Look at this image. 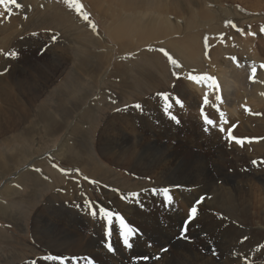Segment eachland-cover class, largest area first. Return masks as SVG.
<instances>
[{
  "label": "rangeland",
  "instance_id": "374dc122",
  "mask_svg": "<svg viewBox=\"0 0 264 264\" xmlns=\"http://www.w3.org/2000/svg\"><path fill=\"white\" fill-rule=\"evenodd\" d=\"M18 2L24 7L15 9L12 6L13 10L10 14L0 17V50L9 51L6 48H10L9 44L13 43L29 45L26 48L33 50L32 53L35 54V61L32 62L34 63V69L31 63H26L25 61L19 66L10 67L8 57L0 54V72H3L5 68L10 69L0 75V96L4 92L7 94L9 92L10 95L8 94V97L17 96L19 98L18 96L33 95L44 97L46 101H49L54 94L58 93L55 88H61V91H64L65 98L58 100L59 103H65L66 105L75 104L79 108L66 109V112L61 113V115H37L26 113V109L22 110L21 113H16L15 109L4 107L2 102H0V117H2L0 119V163H2L0 164V264H33V262L35 264H88L90 258L85 251V244L89 239L88 232L85 231V202L88 199V203L93 201L94 204L101 208L104 198L99 193L100 178L89 177L88 174H85L84 171L76 168L71 163L75 159L74 152L77 149L84 152L90 148L95 153L100 142L101 147L104 148L103 141H101L103 137L101 130L106 124L111 122L115 125L136 123L130 117L133 109L137 110L136 107H133L136 104L142 106L140 109L151 110L163 107L164 109L168 108L175 111H192L191 113L195 116L193 117L194 119L176 118L179 123L175 120L172 121L173 124L170 125L168 138L164 137L163 140L166 144L172 141L181 142L184 140L191 142L194 138V133L197 134V139L202 137L198 133L197 126L200 124L203 128H207L205 125H209L204 121V116L201 114L202 109L203 113H205L204 115L207 114L208 119L214 122L213 126L220 122L221 116L219 118V115L221 114L218 112L221 111L220 113H223L225 112L224 109L236 107L245 111H261L264 106L254 107L247 99L255 94L264 97V95H261V93H264V68L260 67L261 64H264V49H262L264 48V31H261L264 28V2L258 3L257 0H232L220 4L207 2L201 4L204 17L195 13L190 19L188 17L178 18L181 26H185L188 23L201 22L200 27L191 31L199 30L202 37H207L208 47H205V39L202 38L201 47L194 51L195 55L191 54L193 56H190L187 51L176 49L169 45H162L156 41L141 42L138 45L131 43V46L119 48L117 43L109 36L108 27L111 22L120 18L139 22L148 16H152L156 21L165 20L164 15L143 8L137 9L132 13L126 9H117L116 12V9L104 3L100 6L97 5L96 10L92 7V3L89 0H78L82 4L84 12L89 15V20L86 21L83 19L82 14H78L74 9L69 8L64 3V0H18ZM4 12V8L0 6V13ZM169 17L172 18V16ZM200 20H204L205 23ZM228 21H231L235 27L228 24ZM92 24L95 25V28L91 26ZM33 33L36 35H33ZM53 35L57 37L55 41L51 39ZM169 36L171 34H168L165 39ZM242 43L243 45H241ZM249 45L253 46V48ZM239 46L240 48H238ZM45 47L46 50L42 51ZM169 47L171 49L168 50ZM161 48L165 49L178 61L181 65L180 69L175 68L168 61L167 57L159 51ZM174 50L183 52H177V55H174ZM252 53L253 56L251 55ZM237 54L239 56H235ZM231 56L240 57L236 60L241 62L247 61L249 66H251H248L250 71L247 72L252 73V69L255 68L254 79L250 81L249 78L243 77L242 82L237 83L232 82L228 77V79L225 76L223 78L222 74L225 75V73H222V71L225 72L224 69L230 64L228 59ZM243 56H246V58H243ZM249 56L251 60H249ZM211 63H215L218 68L216 67L212 70L213 72L207 73V66ZM94 65L96 67L98 65V69ZM196 66L203 68L202 75L206 74L215 79L221 76V79H216L218 80V88L216 89L212 86L211 80H200L198 83L197 81L188 80L189 82L186 81L180 88L181 91L173 90V82L178 79L173 73H178L179 78L184 74L187 75V73L192 75L191 72L197 68ZM25 69L29 70V72H34V74L23 75L22 73ZM117 69L118 72L123 74L117 75ZM218 73L222 74L218 75ZM11 74H17V76L12 77ZM59 75H61V78L58 80ZM114 75H117L121 84L119 81L113 80ZM195 87L199 88L196 89ZM200 87L202 88L201 90ZM195 90L198 92L200 90L201 93ZM237 90L241 101L236 100ZM158 93L161 95H158ZM165 96H167V99ZM208 96L212 99L210 100ZM217 96H220L221 99L217 100ZM206 97L208 99L207 103H205ZM176 99L181 101L183 107L175 103ZM62 110L60 109V111ZM212 110H216L215 112L213 111L215 114ZM5 111L7 112L6 114ZM89 111L90 113L84 115ZM210 112H212L214 117ZM225 119L223 120L224 124L229 122L228 119L226 121ZM246 121L234 120L230 124L229 129H231L232 137H235L233 131L235 126H237L236 124H244L248 122ZM153 123L159 124L154 121ZM51 128H55L54 131ZM73 129L76 131L75 138H71L70 135V131ZM155 130H153V133L145 131L147 132L145 134L142 130L137 129L135 133L143 132L145 136L157 137L159 132L157 131L158 129L155 128ZM175 130L185 133L181 137H178L177 134L176 140H172L170 137ZM87 133L89 135V145L87 143ZM222 135L228 138L229 132ZM201 151L204 153V150ZM238 153L248 158L250 157L249 160L251 159V161L257 160L254 153H245L244 151H239ZM98 156H100V159H98L100 163L111 172L108 174L106 182L112 183L123 190H130L139 183L135 175L127 169L119 168L113 164L111 166L105 162L101 155L98 154ZM76 157L80 156L76 155ZM229 158H232V155ZM46 159L49 160L46 161ZM34 160L40 164H35ZM257 162L261 165L263 160ZM252 166L255 168V165ZM61 169L65 171H61ZM77 169L79 171H76ZM29 170L33 172L31 175H28ZM248 170L252 171L249 167ZM43 177L46 182L41 180ZM85 177L88 179H85ZM92 181H95V183ZM15 182L16 184H14ZM12 189H15V193ZM64 189H67L69 195L65 194ZM3 194L6 196H3ZM8 201L11 202V210H8ZM60 202L65 205L63 206ZM46 205L47 207H45ZM71 205H74L75 208L74 206L71 207ZM59 206H63L64 210L60 209L61 207ZM48 214L51 216H48ZM177 226L178 224L175 227ZM188 227L187 225V230ZM187 230L185 233L182 232L183 235L188 233ZM98 233L97 231L95 235ZM71 240L72 242H70ZM112 247L114 254L119 256L118 247ZM163 248L168 250L170 246L165 245ZM191 248L196 249L198 246L195 245ZM198 251H204L203 254L209 253L201 247L198 248ZM48 253L65 259L63 261L46 260L44 257L45 255L48 256ZM160 253H163L162 249ZM143 256H148L149 259L140 258ZM158 256H161V254H158ZM93 257H98L97 259L100 260L102 256L96 252ZM153 259L152 252H149L145 255H135L133 258L127 257L124 260L126 262L121 264H153L155 263V261L152 263ZM216 263L221 264L222 262L217 261Z\"/></svg>",
  "mask_w": 264,
  "mask_h": 264
},
{
  "label": "bare ground",
  "instance_id": "6f19581e",
  "mask_svg": "<svg viewBox=\"0 0 264 264\" xmlns=\"http://www.w3.org/2000/svg\"><path fill=\"white\" fill-rule=\"evenodd\" d=\"M226 1H232V0H89V2L92 3V7H94L96 10H97V5L100 6L101 4L105 3L106 5H109L111 8L116 9V12L117 9H126L130 13H132L137 9L143 8L145 10H149L164 15L165 20L160 19L158 21H156V19L153 18L152 16H148L139 22H134L128 19H121V18L111 22L108 27L109 36L117 43L119 48H124L125 46H129V45L131 46V43H135L138 45V43L141 42L156 41L161 43L162 45H169V46H173L176 49L187 51L190 54V56H193L191 54L194 55L196 54L194 51H197L201 47V39L205 38L202 37V35H200L199 30L195 32L191 31L193 29H196L197 27H200L201 22L198 21L195 24L188 23L185 26H181L180 22L178 21V18L188 17L190 19L195 13L199 14L200 16H203V9L201 4L207 2H215L220 4ZM257 2L262 3L264 2V0H257ZM169 16H172V18H170ZM200 21H204V20H200ZM168 34H171V36L165 39V37ZM241 45H243V43ZM250 47L253 48V46ZM238 48H240V46ZM169 49L171 48L169 47L168 50ZM177 52H183V51L174 50V55H177ZM241 53L243 54V52ZM239 55L237 54L235 56H239ZM251 55L253 56V53ZM250 56H249V60H251ZM233 58L235 57L234 56L229 57L228 62H230V64L227 65V68L224 69L225 72L222 71V73H225V75H223L222 73L220 74L218 73V75L222 74V77L225 76V78L228 77L229 79H231L232 82L240 83L242 82L243 77L248 79L252 75V73L247 72L250 71L248 69L249 64L247 61L241 62L236 60L237 58L239 59L240 57H237L235 59ZM243 58H246V56H243ZM216 67L217 65L215 63H211L210 65L207 66L208 69L207 73L213 72L212 70L215 69ZM202 70L203 68L197 67L193 72H191V74L198 76L202 75ZM218 72L220 71L218 70ZM117 73H118L117 75L123 74L122 72H118V69H117ZM117 75H114L115 77L113 78V80L119 81ZM189 75L190 73H187V75L184 74L179 79L175 80L173 82L174 84L172 89L176 91H181L180 88L182 87L183 84H185L186 81L189 80L188 79ZM217 81L218 80H216V82ZM192 85L194 84L192 83ZM208 85L207 87H209ZM198 88L199 87H197L196 89ZM201 89L202 88L200 87V90ZM238 90H237L236 100L241 101L240 97H238L239 96ZM222 95L224 94L222 93ZM208 98L210 100L212 99L209 96ZM247 100L250 103H252L254 107L264 106L263 96H258L255 94L249 97ZM261 109L262 110L259 112L245 111L242 108L240 109L236 107H231L230 109H224L225 112H223L224 113L223 118H221L220 122L219 123L217 122L215 126L205 125L207 128H203V126L199 124L197 126L198 133L202 135L203 138L199 137V139H197L196 137L197 134L194 133V138L191 142L189 140L188 141L184 140L181 142L172 141L166 144L163 141L164 137L168 138L167 135L170 131V125L173 124L172 123L173 120L170 118L169 113L171 115H174L177 119H188L195 117L193 113H191L192 111H188V110L175 111L168 109V111H165L163 107H161L160 109L155 108L151 110L133 109V112L130 113V117L134 119L136 123L115 125L113 122H111L106 124L105 127L103 126L104 128L101 130V134L103 135L101 141H103L104 148L101 147L100 144L101 142H100L97 152L95 153L92 152L90 148L85 150L84 152H82L80 149L78 151L77 149L74 152L75 159L71 161V163H73V165L76 168L78 169L80 168L82 171H84L85 174H88L89 177L92 176V177L100 178L99 180L101 181V183L99 187V193L102 194L104 198V202H102L103 203L102 207L110 210L114 214L119 213L120 215H122L125 218L126 223L134 227L137 231L135 234H132L129 237V242L133 244V247L129 248L125 246L123 244L122 238L119 236V233H117L119 232V222L114 218L111 220V222H108L102 216V214L99 213L98 210L100 207L94 204L93 201L88 203L87 201L89 200L87 199L86 202L84 201L86 206L84 209L86 211V218H85L86 230L85 229L84 230L88 232L89 239L85 244V251L87 252L90 258L89 260H91L93 264H121L123 262L124 263L126 262L124 260L127 257L133 258L135 255H145L148 254L149 252H152L154 257L152 263L153 261H155V263L157 261L156 264H219L216 263L217 261L218 262L221 261L223 264H264V163L260 165L257 162L254 168V166H252L253 164L251 163V159L249 160L250 157L248 158L242 155L241 153L240 154L238 153L239 151L240 152L244 151L245 153H249V152L254 153L257 157L256 161L263 160L264 162V108ZM15 111L17 113V110ZM213 111L214 110H212V112ZM212 112L210 113L212 114ZM220 112L221 111H219L218 113L221 114ZM6 113L7 112L5 111V114ZM88 113H90V111L84 115H87ZM220 116L221 115H219V118ZM1 118L2 117H0V119ZM225 118L228 119L229 122L224 124L223 120ZM234 120L248 121V122L246 121L247 123L244 124H236L237 126H235L233 131L235 138H238V140L242 141V144H237L235 140L230 139L229 137L228 139L226 137H223L222 135L228 133L227 129L230 128L229 126ZM153 121L159 124H154ZM221 126L225 128V131L223 132L220 131ZM155 128L158 129L157 131L159 132L157 137L144 135L143 132L145 131L148 132L150 131L151 133H153V130H155ZM51 129L54 131L55 128L54 129L51 128ZM75 129L70 131L71 138H75L77 131V129L76 131ZM137 129L142 130L143 132L135 133ZM205 129H207V131H205ZM146 133L147 132H145V134ZM184 133L175 130L170 138L172 140H176L177 134L178 137H181L184 135ZM77 138H78V134H77ZM87 143L89 145L88 133H87ZM201 150H204V153ZM98 154L101 155L105 160V162L108 163L109 165L112 166L113 164L115 166H118L119 168L127 169L129 172L135 175V177L139 180V183L130 190H123L112 183L106 182V178L108 174L111 172L100 163V161L98 160L100 159V156H98ZM76 155L80 157H76ZM230 155H232V158H229ZM35 164H40V163L35 162ZM248 167L251 168L252 171L248 170ZM31 170L28 171V175H31L33 173ZM41 180L43 182H46V179H44V177ZM14 184H16V182ZM164 187L169 188L170 190L169 195L171 196V201L165 199L163 192L152 191L153 189H161ZM12 190L15 193V189ZM66 191L67 189L65 190V194L67 193L69 195V192ZM132 192L139 193V195L137 197H132L130 195V193ZM4 195L5 194H3V196ZM200 197H205V199L203 200L202 203L196 205L198 209L196 217H194L190 221V223L188 222L186 224L185 222L188 221L189 209L196 204V201ZM69 204L71 203L69 202ZM47 205L49 206V203ZM47 205L45 207H47ZM64 205L65 204H63V206ZM63 206L62 207L59 206L61 207L60 209H63ZM72 206L74 205H71V207ZM67 210L69 211V209ZM91 211H96L97 215L96 216L91 215ZM225 211L229 213H226ZM49 215L50 214H48V216ZM177 224L178 226L175 227ZM187 225L189 226L187 230L188 233L182 236L181 235L182 232L184 233L186 232L184 231V229L187 227ZM181 226H182V230H181ZM106 228L111 233L109 236L105 235ZM97 231L99 233L95 235ZM36 237L38 238V236ZM245 237L247 239H244ZM70 242H72V240ZM107 242H111L112 246L118 247L119 256L115 255L114 251L107 250L105 246ZM165 245H169L170 248L166 251H162L163 253H160L161 249H164L163 247ZM195 245L198 246V248L201 247L206 249V251L209 252L207 253L209 255H207L206 253L203 254L204 251L201 252L202 250L198 251V248L196 249L191 248ZM96 252L102 256L100 260L97 259L98 257H93V254ZM158 254H161V256H158ZM48 255L51 254L48 253Z\"/></svg>",
  "mask_w": 264,
  "mask_h": 264
},
{
  "label": "snow or ice",
  "instance_id": "6c2138e0",
  "mask_svg": "<svg viewBox=\"0 0 264 264\" xmlns=\"http://www.w3.org/2000/svg\"><path fill=\"white\" fill-rule=\"evenodd\" d=\"M64 3L69 7V8H72L74 9L78 14H82V17L84 20L88 21L89 20V15L84 12L83 10V6L82 4H80L78 2V0H64ZM0 6H2L5 10L4 13H0V17H3L7 14H10L13 10L12 6H14L15 9H20L22 7H24L21 3L18 2V0H0ZM89 23H91L89 21ZM228 24H231L233 27H235L234 24H232L231 21H228ZM93 28H95V25L92 24L91 25ZM261 31H264V28L261 29ZM33 35H36L35 33H33ZM56 36L53 35L51 37V39L53 41L56 40ZM205 39V47L207 48L208 47V44H207V37L204 38ZM46 50V47L45 49H42V51H45ZM161 53H163V55L165 57H167L168 61L173 65L175 66V68L177 69H180L181 68V65L178 63V61L176 59H174L165 49L161 48L159 50ZM0 54H3L5 57H11V58H15L18 56V52H15V51H3V50H0ZM207 55V53H206ZM235 59V58H233ZM261 68H264V64H261L260 65ZM10 69L9 68H5L3 72H0V75H3L4 73L8 72ZM255 72H256V69L253 68L252 69V73L253 75L249 77V79H254V75H255ZM174 76H176L178 79H179V75L178 73H173ZM188 79L189 80H193V81H197L199 82L200 80H211L212 81V86L214 88H218V84L216 82V79L214 77H210L208 75H189L188 76ZM158 95H161L158 93ZM261 95H264V93H261ZM165 98L167 99V96H165ZM217 100L221 99L220 96H217L216 97ZM175 103L176 104H179L181 107H183V104L181 103V101L179 99H176L175 100ZM205 103H207V98H205ZM134 107H136L137 109H140L142 106L140 104H136L134 105ZM117 111H119V109H117ZM165 111H168V108L165 109ZM201 114L204 116V121L206 124H209V125H212L214 122L210 119H208V117L206 115H204L203 113V109L201 110ZM170 115V118L172 120H175L177 123H179L178 120H176V117L174 115ZM221 118H223V113H221ZM205 131H207V129H205ZM220 131L223 132L225 131V128L223 126H221L220 128ZM227 131L229 132V138L230 139H233L235 140V142L237 144H242V141L236 139L235 137H232L231 136V129H227ZM251 163L253 165L257 164V161L256 160H252ZM264 163V162H262ZM38 171V169H37ZM61 171H65L64 169H61ZM76 171H79L78 169ZM85 179H88L87 177H85ZM150 179V178H149ZM93 183H95V181H92ZM153 192H163L164 194V197L166 200L168 201H171V196L169 195V188L168 187H164V188H161V189H153L152 190ZM130 195L132 197H137L139 195V193H136V192H132L130 193ZM205 199V197H200L197 201H196V204L193 205L190 209H189V215H188V221H186L185 223L187 224L189 221H191L195 215L197 214V206L196 205H199L200 203L203 202V200ZM99 213L102 214V216L108 221V222H111V220L114 218L115 220H117L119 222V236L122 238L123 240V244L129 248L133 247V244L129 242V237L130 235L132 234H135L136 233V229L132 226H130L128 223H126L125 221V218L120 215L119 213H113L111 212L110 210L104 208V207H101L99 208ZM91 215L93 216H96L97 215V212L96 211H91ZM187 229L185 228L184 231H186ZM111 233L110 231L106 228L105 230V235L106 236H109ZM183 235V233H182ZM244 239H247L246 237ZM106 248L108 251H113V247L111 245V242H107L106 243ZM162 251H166V249H162ZM144 260H147L149 259L148 256H143V257H140ZM44 259L46 260H53V261H63L65 258L61 257V256H55V255H48V256H45ZM33 264H35V262H33ZM88 264H93V262L91 260H89Z\"/></svg>",
  "mask_w": 264,
  "mask_h": 264
},
{
  "label": "crops",
  "instance_id": "0c3cea01",
  "mask_svg": "<svg viewBox=\"0 0 264 264\" xmlns=\"http://www.w3.org/2000/svg\"><path fill=\"white\" fill-rule=\"evenodd\" d=\"M9 46H10V48H6V49H8L9 51L18 52L17 57H15V58L8 57V59L10 60V67L19 66L20 64H23V62L25 61L26 63H31L32 64L31 66L33 68L34 63H32V62L35 61V54L32 53L33 50H28L26 48V46H29V45L22 44V43H13V44H9ZM31 73H32V75L34 74L33 72L29 73V71L25 69V70H23L22 74L29 76V75H31ZM11 76L15 77V76H17V74H11ZM60 78H61V75L58 76V80ZM55 90L58 93L54 94L52 96V98H50L49 101H46V99L44 97L42 98L40 96H33V95L20 96L19 98H17V96L8 97L7 96L8 94L4 92L0 96V102H2L4 107L10 108V109H15V110H17V112H21L22 110L26 109V113L37 114V115L38 114H52V115L61 114V113H65L66 109L79 108V106L75 105V104H70V105H66L65 103L60 104L58 100H60L61 98L62 99L65 98L64 91H61V88H55ZM20 99H22V100H20ZM60 109L61 110L63 109V110L60 111ZM48 160L49 159H46V161H48ZM4 202H5V200H4ZM7 205H8V210H11V202L10 201L7 202Z\"/></svg>",
  "mask_w": 264,
  "mask_h": 264
}]
</instances>
